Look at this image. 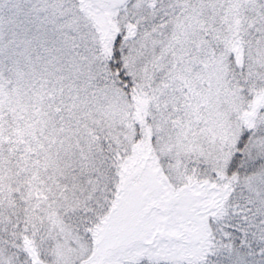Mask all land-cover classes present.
I'll return each instance as SVG.
<instances>
[{
  "label": "snow or ice",
  "instance_id": "obj_1",
  "mask_svg": "<svg viewBox=\"0 0 264 264\" xmlns=\"http://www.w3.org/2000/svg\"><path fill=\"white\" fill-rule=\"evenodd\" d=\"M0 264H264V0H0Z\"/></svg>",
  "mask_w": 264,
  "mask_h": 264
}]
</instances>
